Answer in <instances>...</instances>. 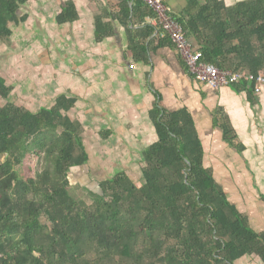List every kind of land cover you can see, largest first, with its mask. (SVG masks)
<instances>
[{
  "label": "trees",
  "instance_id": "obj_1",
  "mask_svg": "<svg viewBox=\"0 0 264 264\" xmlns=\"http://www.w3.org/2000/svg\"><path fill=\"white\" fill-rule=\"evenodd\" d=\"M27 1L0 0V38L9 35L8 23ZM123 14L128 18L130 9ZM136 14L141 23L154 15L142 0ZM176 19L205 62L264 73V0L231 7L194 1ZM145 30L173 46L157 28ZM133 51L143 54L145 47L135 43ZM234 87L255 100L246 84ZM10 95L0 76V99ZM67 107L60 101L31 112L0 101V264H237L248 255L264 262V233L251 228L204 167L182 113L152 112L159 140L146 152L142 184L117 175L98 192L88 191L91 203L72 196L69 172L87 159L81 128L63 114ZM221 120L226 139L239 148L223 113Z\"/></svg>",
  "mask_w": 264,
  "mask_h": 264
},
{
  "label": "crops",
  "instance_id": "obj_2",
  "mask_svg": "<svg viewBox=\"0 0 264 264\" xmlns=\"http://www.w3.org/2000/svg\"><path fill=\"white\" fill-rule=\"evenodd\" d=\"M164 1L179 18L194 1L206 4ZM220 1L231 7L247 0ZM122 4L123 0L21 4L16 19L8 23L9 35L0 38V76L11 89L5 103L31 112L52 109L60 101L69 106L63 114L81 128L87 159L71 168L69 180L94 192L117 175L142 184L146 152L159 140L152 112L159 107L182 113L185 134L198 142L204 167L251 228L264 233V90L251 100L247 91L198 82L174 46L147 37L151 16L138 21L139 0L127 1L129 19ZM191 41L198 48L196 40ZM135 43L145 47L143 54L133 51ZM222 113L241 142L239 148L225 137ZM237 264L264 262L248 255Z\"/></svg>",
  "mask_w": 264,
  "mask_h": 264
},
{
  "label": "built area",
  "instance_id": "obj_3",
  "mask_svg": "<svg viewBox=\"0 0 264 264\" xmlns=\"http://www.w3.org/2000/svg\"><path fill=\"white\" fill-rule=\"evenodd\" d=\"M154 15L150 22L158 29L162 39H169L189 73L200 83L212 88L234 87L246 84L254 95L264 90V73L254 74L227 69H220L216 64L205 62L202 53L195 50L192 41L187 37L182 24L172 14L164 0H142Z\"/></svg>",
  "mask_w": 264,
  "mask_h": 264
},
{
  "label": "rangeland",
  "instance_id": "obj_4",
  "mask_svg": "<svg viewBox=\"0 0 264 264\" xmlns=\"http://www.w3.org/2000/svg\"><path fill=\"white\" fill-rule=\"evenodd\" d=\"M1 104L5 103L3 99H0ZM83 178V177H82ZM75 184H72V187H69L70 194L74 196L75 198H83L85 199L88 203L92 202L91 197L89 196V192L87 189H85L81 185L74 186ZM100 190V189H99ZM98 191V190H97Z\"/></svg>",
  "mask_w": 264,
  "mask_h": 264
}]
</instances>
